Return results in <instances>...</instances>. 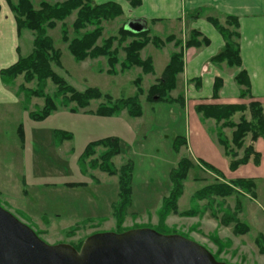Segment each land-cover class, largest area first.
<instances>
[{"label": "rangeland", "instance_id": "374dc122", "mask_svg": "<svg viewBox=\"0 0 264 264\" xmlns=\"http://www.w3.org/2000/svg\"><path fill=\"white\" fill-rule=\"evenodd\" d=\"M18 1L7 0L15 21L18 19L15 12ZM28 1L36 11L42 3L53 6L64 2ZM96 1L104 0H83L81 7L63 21L55 22L53 27H44L53 49L61 54L60 68L54 67L52 70L79 92L96 88L111 100L137 97L136 103L141 115L131 118L126 110H122L112 117H98V107L111 105L110 99L92 100L88 107L76 108L74 103L64 102L63 99L68 96L57 95L56 87L49 80L40 87L35 80L25 82L23 75L16 77L8 88L22 99V104L20 102L0 110V207L49 245H70L80 249L83 241L94 234H119L125 230L146 228L162 235L174 234L193 241L206 249L219 263L264 264V206L256 207V216L260 218L257 221L261 222L258 229L253 226L249 229L248 223L240 217L241 199L253 198L255 187L253 192L252 189L236 187L230 195L202 193L198 196L200 191L212 185L231 186L229 182L232 180H224L222 174L215 173L206 164H195L193 167L186 156L182 157L186 152H180L183 146L177 151L173 149L172 137L176 133L181 135L187 127L185 122L188 117L177 110L176 102L179 103L181 99H172L171 91L161 102L150 100L149 90L156 85L165 59L173 51L172 47L163 42L161 47L148 43L138 53L141 60L154 58L155 80L153 75L144 76L138 67L120 70L126 62V48L132 43H142L144 37L133 38L121 34L126 21L121 7V15L116 18L81 22L78 25L80 29L76 30L75 21L80 9L99 6ZM186 19L189 23L188 10ZM162 26L161 30L148 25L149 40L153 37L164 38L169 33L184 35L181 28L168 29L165 22ZM96 31L99 37L95 47H104L109 52L114 62L111 70L105 56L78 62L67 50L70 41L80 40L86 34ZM173 38L177 41L176 48L182 49V41ZM33 39V32L17 28L18 43L15 50L18 59L31 54ZM137 90H140L139 94ZM37 94H41V97ZM49 94L57 103L56 110L43 121L30 119L29 114L40 113ZM170 110H173L172 113H169ZM240 114L239 122L251 121L248 110ZM230 121L233 125L239 123H234L232 119ZM222 123L217 124L233 132L232 128L222 127ZM13 124L22 127L26 141L18 138L16 130L11 128ZM19 126L17 132L20 131ZM194 129L191 122L190 130ZM60 133L69 134L70 138L58 135ZM14 134L15 138L12 136ZM247 136L251 138L250 134ZM107 137L118 138L120 155L103 162L100 158L106 152L105 148L93 145V156L87 158L83 155L89 144ZM219 138L226 142L227 151L232 155H236L234 151L243 146L236 148L232 143L229 145L223 133H218V142ZM244 150L241 149L242 155ZM182 158L189 160L193 169L187 170L186 178L181 182V195L174 203L177 212L168 214L160 223L158 212L163 198L171 190L169 174ZM102 165H109L113 172H119L122 167H133L131 206L121 225L116 226L113 213L119 202L118 178L103 171ZM70 183H84L85 186L65 185ZM220 190L224 191L222 188Z\"/></svg>", "mask_w": 264, "mask_h": 264}, {"label": "crops", "instance_id": "0c3cea01", "mask_svg": "<svg viewBox=\"0 0 264 264\" xmlns=\"http://www.w3.org/2000/svg\"><path fill=\"white\" fill-rule=\"evenodd\" d=\"M110 1L119 3L124 10L122 14L126 17V21L123 23V28L135 20L142 22L147 29H149L148 25H151L162 30L164 22L168 29L181 28L184 35L169 33L164 38L159 37L165 40L173 36L182 41L180 50L183 55V69L176 76V87L170 96L174 100L181 99L179 103L176 102L177 110L188 118L185 122V126L187 125L185 132L181 135L176 133L172 141L175 137L185 138V145L180 148V152L186 151L182 157L186 156L192 162L193 167L195 164H206L222 174L226 181L238 178L254 181L253 198L241 199L240 217L248 223L249 229L252 228L251 226L258 229L261 222L257 221L260 218L256 216V207L258 209L264 206V138L260 137L252 142L249 136L245 137L243 150L251 147L258 159L254 161L253 157H250L245 164L231 170L230 162L243 157L242 148L234 151L237 153L234 158L226 155L224 148L218 142V133H223L230 145L232 130L222 129L213 119H205L196 111V107L202 103L243 105L257 101L261 103L264 114V0H140V5L136 8H132L125 0L124 2L104 0L96 1V3L101 5ZM172 6H174L173 9ZM186 10H188L189 23L186 19ZM194 14L199 15L193 18ZM158 15L165 17L159 18ZM226 17L237 19V38L234 42L239 52L240 65L233 68L225 63L212 62V59L224 48L225 39L210 18L217 19L220 25L225 26ZM188 29L197 30L202 37L208 40V44L199 48L186 49L183 41ZM17 41L15 17L8 7L7 0H0V73L18 60L15 50ZM165 45H170L173 51L165 59L163 69L169 62L170 56L180 51L173 42ZM150 58L153 73L146 76L153 75V80H155L157 78L154 75L155 62L154 58ZM241 72L246 74V86L239 85L236 81V77ZM216 84L219 89L214 94ZM8 86L11 84H4L0 75V110L16 106L20 102L22 104V99ZM243 93L246 94L245 97H242ZM172 111L170 110L169 113ZM241 116L242 114L237 113L231 119L234 123H238ZM191 122L194 124V131L190 130ZM18 126L19 124H13L11 128L16 130L15 134L19 138ZM15 134L12 135L14 138ZM22 138L26 141L24 131ZM15 144L17 145L16 140Z\"/></svg>", "mask_w": 264, "mask_h": 264}, {"label": "trees", "instance_id": "16d2710c", "mask_svg": "<svg viewBox=\"0 0 264 264\" xmlns=\"http://www.w3.org/2000/svg\"><path fill=\"white\" fill-rule=\"evenodd\" d=\"M83 0H64L60 5H48L42 3L38 11L34 10L28 0H19L15 12L18 19L16 20L18 30L26 29L34 33L33 39V50L31 54L26 57H20L16 63L7 69L1 71V79L4 84H11L16 77L23 75L25 82L36 81L37 85L42 87L45 81L49 80L57 89L56 93L58 96L66 97L63 99L65 103H74L76 108H86L92 100L98 99H110V97L101 94L98 89L88 88L84 92H79L75 90L72 86L67 84L60 76H58L52 69L54 67L60 68V51H55L51 40L46 37L44 27H53V24L57 21H63L67 18L71 12L79 9L82 5ZM129 3L132 8H136L140 5V0H125ZM121 15L120 6L115 2H108L93 8L82 7L78 13L77 20L75 21L76 30L81 22L93 21L99 19L110 20ZM199 14H194L193 18H196ZM210 21L218 28L220 33L225 39L224 48L212 59L214 63H225L228 67H238L240 65V57L237 46L235 44V39L237 38L236 27L237 19L234 17H226L225 26L219 24L217 19L210 18ZM148 30L134 34L124 29L121 30V34L130 36L133 38H143L142 43H132L128 48H126V62L121 65L120 70L130 69L131 67H138L142 69L144 75L150 74L153 71L152 61L147 58L141 60L138 53L148 44L151 43L154 47H161L163 44L174 42L176 46V40L173 36L167 37L165 40L153 37L149 40ZM99 37V32L96 31L92 34H86L80 40L75 39L70 41L67 46V50L73 56V58L80 62L85 61L87 58L95 59L97 57H106L108 59V66L111 70L114 66V62L111 61L109 52L104 48L95 47L96 40ZM200 37V38H199ZM181 43V42H180ZM208 44V40L200 35L197 30L188 29L186 30L185 39L183 41V46L188 48H199ZM183 55L181 50L178 53H173L170 56L169 62L163 69L160 77L157 79L156 85L153 86L149 91V97L152 102L154 97H157V101L161 102L165 99L168 94L174 90L176 85V76L183 69ZM109 70V71H110ZM108 74H113L107 71ZM236 81L239 85L246 86L247 78L246 74L241 72L237 77ZM219 86L216 84L214 87V94L217 93ZM140 90H137V94ZM46 97L45 103L40 110L39 114H29L30 119L34 121H43L50 114L56 110L57 103H55L54 97ZM40 96L41 94H37ZM246 94L243 93L242 97ZM137 97H132L128 99H113L109 100L112 102L111 105H102L98 107L96 111V116L98 117H112L122 110H126L129 117L137 118L140 117L141 112L138 110ZM249 111L251 115V121L246 122L241 120L238 124H232L230 121L235 113H241ZM73 111V110H72ZM196 111L205 119H213L216 123L223 122L222 127H228L234 129L232 132L231 143L236 148H241L243 144V139L250 134V140L252 142L256 141L258 138H264V114L260 102L252 101L247 104H235V105H218V104H199L196 107ZM22 127L19 126L18 134L21 141H23ZM58 135H65V138H70L69 134L60 133ZM224 141V140H223ZM219 138L220 145L224 148L226 155L235 156L227 151L226 142H223ZM100 146L105 148V153L101 155L103 162H108L113 156L120 155L119 141L118 138L107 137L97 140L94 143L88 145L84 149L83 155L87 158L93 156V149L91 146ZM185 145V138L175 137L172 146L175 151H177L181 146ZM253 157V160L258 159L257 154L253 153L251 147L246 148L243 153V157L239 160H232L230 162V169L233 170L241 164H245L247 160ZM91 166V161H90ZM129 165V164H128ZM89 166V167H90ZM92 168V167H90ZM207 168L211 169L210 166ZM94 169V167L92 168ZM101 169L111 176L115 175L118 178L119 183V202L114 208V216L116 219V226L121 225L124 221L125 215L129 207L131 206V194H132V177H133V167H122L119 172H113L110 170L109 165H102ZM191 169L189 160L182 158L169 174V181L171 183V190L166 198H163L162 205L159 209L158 219L160 223L162 220L168 216L170 213H176L177 208L174 203L181 195V182L186 178L187 170ZM216 173L215 170L211 169ZM230 185L223 184L220 186L212 185L208 188L203 189L198 193V196L203 194H212L218 196L230 195L234 188L242 189H252L253 192V180L238 178L232 180ZM69 187H83L84 183H70L65 184ZM247 186H250L249 188ZM222 188L224 191H221ZM253 195V194H252ZM239 207V206H238ZM240 208V207H239ZM241 209V208H240ZM159 223V224H160ZM246 229V226L244 227ZM127 231V230H125ZM121 231L119 233L125 232ZM242 234V233H239ZM76 250H79L76 248Z\"/></svg>", "mask_w": 264, "mask_h": 264}, {"label": "water", "instance_id": "95a60500", "mask_svg": "<svg viewBox=\"0 0 264 264\" xmlns=\"http://www.w3.org/2000/svg\"><path fill=\"white\" fill-rule=\"evenodd\" d=\"M146 30L135 20L125 28ZM157 101V97L153 98ZM0 264H223L199 244L178 235L139 228L122 233L94 234L80 249L49 245L0 207Z\"/></svg>", "mask_w": 264, "mask_h": 264}]
</instances>
